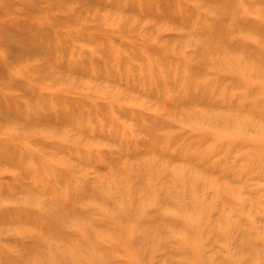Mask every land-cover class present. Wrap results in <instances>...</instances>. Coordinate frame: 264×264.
Wrapping results in <instances>:
<instances>
[{
  "label": "bare ground",
  "instance_id": "obj_1",
  "mask_svg": "<svg viewBox=\"0 0 264 264\" xmlns=\"http://www.w3.org/2000/svg\"><path fill=\"white\" fill-rule=\"evenodd\" d=\"M244 68L255 78L227 82ZM247 82L264 86V0H0V264H264V163L233 190L252 219L225 194L230 227H202L185 163L203 194L239 165L213 163L225 145L206 130L189 140L199 157L174 134L199 119L230 135L235 114L264 137V96L250 100L264 90ZM234 139L249 159L257 140Z\"/></svg>",
  "mask_w": 264,
  "mask_h": 264
},
{
  "label": "rangeland",
  "instance_id": "obj_2",
  "mask_svg": "<svg viewBox=\"0 0 264 264\" xmlns=\"http://www.w3.org/2000/svg\"><path fill=\"white\" fill-rule=\"evenodd\" d=\"M251 19H254L255 21H257V19L260 21L263 20V18H251ZM148 23H150L149 20H143L142 24L144 25V24H148ZM159 27H161V26H159ZM157 30H160V29L157 28L156 31ZM148 37H150V39H148V40H150V42H154L157 46H159V47L164 46V40L159 41L157 38H152L151 36H145L143 38L140 37V39H142L143 41H147ZM190 48L192 49V47H190ZM180 54H184V53H180ZM152 58L149 57L148 59H152ZM139 59H140V61L142 60L141 58H139ZM185 59H187V58H185ZM188 60H190V59H188ZM139 65L144 66L145 63L142 62ZM250 71H253V70H251V68H244L243 71H240L241 73L238 76H236L234 73L228 74L227 79H229V80H227V82L229 81L232 84V82L234 83L237 80V77H240L243 80H246V77L255 78L254 73H251V76H249L247 74V72H250ZM259 79H263V78H259ZM214 86H215V88L218 87L216 85H214ZM143 87L144 86L140 85L139 91H138L139 97L141 96V93L145 96L143 100H139L140 103L138 102L139 107L142 109L145 108L144 103L146 102V94H147L146 90L140 91V89ZM246 87L253 88V91H255L256 87H260L264 90L263 85H256L254 83H249V82L246 83ZM232 89H233L232 93H238L241 99L246 98L244 96V91L250 92L249 89L246 90L244 87L243 88L237 87V88H232ZM228 91L231 92V88ZM165 94L166 95L170 94V91L168 93H167V91H165ZM261 95L264 96V93H257L253 97H251L250 100H252L253 102L261 100ZM222 97H223V99L227 98V96L224 93L222 94ZM120 101H122V100H120ZM131 102L132 101L129 100V105L131 104ZM261 108L264 109V106H262ZM227 113L229 114L230 112L227 111ZM229 115L231 116L230 122L235 123L234 127L229 128V130H231L230 135H227L225 132L220 131L218 129V127L213 126V124L210 121H207V120L202 121L199 119H194L190 122V124L193 126V128L183 125L185 123V122H183V124H179L177 130L174 131V134H178L184 138L185 143L189 147L188 153L189 154H195L197 157H199V153L201 151L207 149V148L201 147L200 145L197 144V142H195V148H194V146L192 145V143L189 142V140H190L192 134H201L203 132V130H206L212 136L211 138L213 140L220 139L219 147L222 146L223 144L225 145V147H224L225 150L223 152H221L220 154L216 153V155H218V157L214 158L215 162H213V163H216L221 158H226L227 162H224L222 167H221L222 172H228L229 171L231 162L233 163V165L234 164L239 165L238 169L236 170V173L234 175H232V177H234V179H226L223 177H216V178H213L211 182H209L205 185L206 189L224 188L221 192L216 191V192L207 193V194L201 193V189H202L201 185H199L198 183L195 182V180L196 181H201V180L197 177L196 174H194V170L190 169V165L188 163H185V169L187 172L192 174V178L188 181H185V180L179 181V183L182 186L187 187L188 189H191V191H192L191 193L195 196L194 200L192 201V202H196L195 209L190 210V211L196 213L198 216H202V219L205 221V223L202 224L201 226L205 227L207 225H211V221H216L218 223L219 229H221L223 233L225 232V229H228L230 227L227 225L228 221L230 220V215H231V213L229 212L230 204L228 202H225V201L223 202V204L220 208L222 210V214H221L220 218L217 219L215 216V212H217L219 210V200L221 199V197L223 195L226 194V198L230 200L231 205H232V210H231L232 213H236L237 211H239L240 213H242L243 216L252 219L251 215H252V213L254 214V212L249 207V202H247L246 204L239 203L238 207H235L233 205V202L235 200V196L233 195V190L236 189L239 193L242 194V196H244L243 192H245V190L247 189V185L244 184L242 180L245 176V170H246L247 165L251 164L252 161L264 163V137H262L260 135L259 130L255 129V130L250 131V129L252 127H254L256 123H258V121L251 120V118L249 116H243L241 119H239L237 117V115H235V114H229ZM119 121L123 124V126H125V127H123V126L119 125L121 131L124 133L122 138L126 141L132 140L135 137L134 132L131 130L132 123L134 122V120L131 117L130 118H123L122 117L121 120H119ZM224 121H227V120H224ZM243 123H244L243 129H241L238 126V124H243ZM245 123L249 126V130H247L245 128ZM170 131L171 132H169L167 129L165 130L166 134L169 136V139L172 138V135H171L172 130L170 129ZM234 131L236 132V134H233ZM247 134H250L254 138V140H257L256 141L257 143H256V146L245 149L246 152H250L253 150V153L249 159H243L242 155L240 153H233L235 150L236 139L232 140V137L237 135V137H240V139L242 141L247 142ZM141 138H138V139H141ZM222 138H225V139H222ZM228 138H230V139H228ZM197 139H198V137H197ZM221 142H224V143L222 144ZM108 147L109 146H107V148ZM137 148H139V146H136V149ZM260 150H262V151H260ZM175 153L178 154V152H175ZM110 156H113V155H110ZM205 157H206V154H204V153L200 154L201 159H205ZM230 158L232 159L231 162H229ZM177 162L183 163V161H181V160L177 161ZM257 170L260 171L261 169L260 168L258 169L255 167L254 172H257ZM263 174H264V172H263ZM147 175H148V173H147ZM147 175H146V177H147ZM147 181L151 182V185H153L152 183H157V181L153 180L151 178V176H148ZM261 185L264 187V181L261 183ZM201 201H203L204 204L210 203L209 208L206 211L202 210V207L200 205ZM96 235H100V234H96ZM173 237L181 238V235L179 233V234L174 235ZM179 242H177V244L179 247H181Z\"/></svg>",
  "mask_w": 264,
  "mask_h": 264
}]
</instances>
